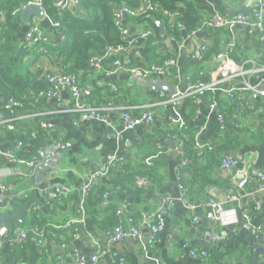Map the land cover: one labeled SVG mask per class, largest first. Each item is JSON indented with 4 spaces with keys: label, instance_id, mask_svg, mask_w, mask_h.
Returning <instances> with one entry per match:
<instances>
[{
    "label": "crops",
    "instance_id": "1",
    "mask_svg": "<svg viewBox=\"0 0 264 264\" xmlns=\"http://www.w3.org/2000/svg\"><path fill=\"white\" fill-rule=\"evenodd\" d=\"M54 1L60 10L66 6L75 13L79 11L75 0ZM189 1L195 4L203 21L214 15L250 14L254 10L261 12L264 18V0ZM35 2L41 3V0L32 1ZM123 25L131 35L142 33L149 27L136 23L128 16L124 17ZM31 27L38 28L41 34L47 36L53 32L55 23L46 15L43 22L33 18ZM24 28L23 25L17 41L26 37L29 30L25 33ZM164 29L165 25L161 30ZM216 32L222 33L220 35L222 39L228 38L227 42L220 43L221 53L204 62L194 60L198 65L189 67L190 56L199 46L210 47ZM183 36V43L165 37V41L158 46V53L164 54L169 51L171 60L168 64L176 67V74L171 76V80L175 82L164 79L174 87L175 92L177 88V91L184 92L189 86L187 82L179 83L176 80L178 73L190 77V85L210 84L215 79L214 72L223 62L220 57L222 54L227 53L232 59L245 62L247 74L244 78L251 84H255L257 78L253 71L264 67L263 45L258 35L249 33L245 27H240L233 33L226 30H204L194 36H188L183 32ZM38 47L44 50L45 45ZM30 54H34V51L32 50ZM39 58L45 70L62 73L54 55L50 54L49 57L40 55ZM97 62L98 59L95 58L94 65ZM138 66L142 64L138 62ZM112 67V63L109 62L103 65L106 71H112ZM136 76L127 72H117L109 77L105 76L97 86L82 88L87 92L90 104L98 106L113 101L120 108L149 109L153 117L150 125L125 129L120 110H113L108 114L117 132L113 133L106 125L94 121L87 115L65 110L69 104L67 97L62 104L51 99L32 101L33 105H27L25 109L18 111L14 119L6 124H0L2 138L0 179L11 191L10 205L6 211L0 210V215L17 214L21 204L36 196L38 202L33 204L34 208L38 209L35 212L33 209L28 212L25 223L30 218L32 222L34 217L38 216L47 225L46 232L42 229L45 232V239L39 258L31 259L30 263L18 261L15 264H75L74 258L69 254V250L73 248L89 261L91 255L105 247L119 224L116 213L121 204L127 203L130 211L136 215L146 214L156 210L164 197H169L173 201V207L165 219L161 232L152 237L146 229L141 242L125 238L112 246V251L123 258L125 264H252L255 251L264 249V237L253 233L255 228L264 226V192L259 191V175L264 173V115L259 108L249 107L250 94L240 89L242 79L222 86L224 90L235 88L234 104L229 112L234 129L229 135H235L239 148L234 152H228L224 157H234L238 165L224 168L215 158L213 160L208 156L200 159L199 166L195 165L198 169L196 171L188 166V162L181 164L178 155L171 153L176 147L184 151L183 143L176 140L177 136L173 134L176 129L171 123L174 107L167 102L168 99L161 97L162 91H154L140 85ZM205 93L208 95H204ZM164 94L173 96L166 92ZM228 98L230 97L224 91L193 92L184 97L178 107L187 125L196 130L195 137L201 151L207 152L227 137L228 128L225 132L221 130L217 114L211 106L213 99L222 102L229 100ZM135 114L140 112L136 111ZM44 124L49 125L51 129H44ZM41 130L47 131L42 148L51 153L50 160L30 167L27 160L12 162L6 158L5 154L13 150L22 137L34 136ZM56 142L70 143L71 147L58 150ZM20 152L21 150L18 151ZM114 154L126 158L125 166L115 172V176L123 173L124 169L138 172L148 168L152 171V177L149 180L145 179L140 186L137 183L127 184L123 189L117 190L116 186L111 185L107 189L110 195L108 198H105L106 194L104 195V204L97 208L98 215L89 226L88 220L91 215L88 213L89 208L86 207L88 202L86 199V221L75 226L78 232L75 233L73 228H67L66 224L82 219L78 208L81 189L93 173H102L105 170L108 157ZM177 169L181 172L182 181L185 180L187 183V199L196 205L194 213L187 209L182 192L178 188ZM242 177L249 178L247 192L254 195H243L240 202H227L226 210H234L237 221L232 225H221L216 221L213 209L206 203L212 193H217L220 200H226L229 191ZM205 180L209 181L208 186H205ZM55 188L65 189L64 196L59 202L54 203L49 211H43L41 207L44 205L40 201L46 200L45 193ZM93 202L94 198L90 201L92 207ZM113 213L118 222L112 228L108 218L114 216ZM194 217L198 220L195 221ZM123 221L124 225L129 227L126 217ZM15 227L27 230L30 234L38 225L29 223L22 227L16 224ZM78 228L84 230L80 235ZM216 235L219 236L218 242L213 241ZM191 250L205 251L209 257L207 259L193 257ZM0 264H10L9 258L3 253L0 254ZM97 264H112V260L106 255ZM258 264H264V252L259 253Z\"/></svg>",
    "mask_w": 264,
    "mask_h": 264
},
{
    "label": "trees",
    "instance_id": "2",
    "mask_svg": "<svg viewBox=\"0 0 264 264\" xmlns=\"http://www.w3.org/2000/svg\"><path fill=\"white\" fill-rule=\"evenodd\" d=\"M32 1L0 0V110L2 112H4V106L8 99H25L26 103L32 102L37 99L41 91L51 87L48 82V76L54 73L43 68L44 65L39 58L40 55L46 57H49L50 54L54 55L57 62H59L62 73L75 75L81 87L97 86L105 78L106 74L97 72L94 59L101 60L102 65L107 62L113 64L116 60L113 55L104 59L108 48L116 45H129L134 40H137L138 46L136 50L140 53L141 59L140 61H135L134 64L137 65L139 62V64L144 66L152 64L163 66L168 72L167 80L175 82L171 80V76H174L177 70L174 65L168 64V61L171 60L169 51L164 54L158 53L159 44L157 42L160 41L161 33L164 32L167 37L174 39L176 42H182L184 39L183 32L191 35L193 32L200 30L204 23L195 4L189 0H150L151 4L159 7L158 11L142 14L137 22L140 25H148V28L154 30L155 36L146 39L139 36L126 38L115 25L114 13L124 5L132 10H143L142 0H75L79 8L77 13L69 7L60 10L55 5L54 0H41L42 8L57 26L54 27L52 33L47 35L49 43L45 45L44 51H40L38 45L27 41L26 38L21 41L16 40L23 29L19 13L30 5ZM166 14L174 15L175 20L171 21ZM156 22H164L165 29L161 30ZM221 34V32H216L212 45L208 47L205 53V60L221 53L220 43L228 41V38L222 39L220 37ZM224 34L226 35V33ZM32 50L34 54H30ZM189 61L191 62L189 67L198 65L191 57ZM204 95L208 94L205 93ZM228 99L230 101L222 100V102L221 100L213 99L218 104L220 112L225 116L228 135L207 152L199 149L195 137L196 130L189 127V125L181 132L178 129L173 131V134L183 143V155L186 161L188 160V166L190 165L196 171L198 169L195 165L198 164L199 166L201 158L211 156L221 166L226 158L224 156L228 152H234L239 148L238 139L235 135H229L234 129L231 125L229 113L234 100ZM248 105L257 109L264 107L263 103ZM46 132L41 130L34 136L22 137L20 142L23 146L14 152L16 161H30L33 159L37 155V151L42 149ZM1 141L2 138L0 137ZM20 150L21 152L18 153ZM178 159H181L182 164L183 158L178 155ZM149 171L148 168L145 171L138 172L124 169V172L119 176L111 174L109 179L103 180L91 189L87 197L88 202L86 203V207L89 208L88 213L91 215L88 220V226L98 215L97 208L102 207L104 204V195L109 194L107 189L111 185L116 186L115 189L119 190L123 189L127 184H135L138 180H149L152 177V171ZM208 184L209 181L205 180V186H208ZM183 185L185 188L187 187L185 180ZM93 198L94 202L92 205L94 207L90 203ZM40 202L49 211L52 203H48L49 201L45 199ZM113 215L108 218L112 228L118 222L115 213ZM29 223H37L38 227L46 232L47 225L38 216H35L32 222L31 218L26 220V223L21 226L25 227ZM74 227H72L73 231L78 233L76 227ZM78 229L79 235L84 232L83 228ZM34 238L35 234L31 232L27 241L16 247L6 246L0 249V254L3 253L7 256L10 264H15L18 261L30 263L32 262L31 259L39 258L40 252H42L41 247L33 240Z\"/></svg>",
    "mask_w": 264,
    "mask_h": 264
},
{
    "label": "built area",
    "instance_id": "3",
    "mask_svg": "<svg viewBox=\"0 0 264 264\" xmlns=\"http://www.w3.org/2000/svg\"><path fill=\"white\" fill-rule=\"evenodd\" d=\"M41 4V3H39ZM77 4V2H76ZM143 10H132L128 6L124 5L123 7L117 9L114 13V21L115 25L121 30L122 35L126 38H134L135 36H139L141 38H150L154 37V30L150 28H145L142 33L131 35L128 33L127 29L124 28L123 19L125 16L130 17L136 23L142 14L146 13H155L158 11L159 7L157 5L151 4L150 0L143 1ZM66 6L62 7V10L65 9ZM166 16L171 20H175L174 15L166 14ZM57 26V24H55ZM146 27V25H142ZM240 27H245L248 29L249 33L258 35L264 50V18L261 12L252 11L250 14L245 13H237L234 15H214L211 18H208L204 21L200 30L193 32L191 35L194 36L196 33L209 30V31H221L226 30L230 33H233ZM164 32L161 33L160 41L157 44H162L165 41ZM26 40L40 45H46L49 43L48 36L45 34H41L38 28L31 27L26 34ZM184 42V41H183ZM182 42V43H183ZM182 45V44H181ZM180 45V46H181ZM138 46V41L134 40L129 45H116L110 46L107 50L104 59L108 58V56H114L116 60L112 64V71H106L101 64V60L98 59L95 67L98 72H104L107 77L116 74L117 72H127L133 76L140 75L144 80H164L168 77V72L163 66L152 64L150 66H138V64H134L135 61H140L141 55L136 50ZM208 45L199 46L198 50L192 54L190 57L193 60L198 62L205 61V53L207 52ZM40 50V48H39ZM44 51V50H40ZM223 59L222 64L217 68L214 72L215 79L207 85L196 84L190 85L191 78L187 76H183L180 73L176 75V80L179 83H185L189 85L187 90L184 92L177 91L173 96H167L166 94L161 93V97L164 99H168L167 102L174 107V117L172 119V125L178 129L179 132L183 131L187 128V121L185 117H183L178 107L182 103L184 97L189 96L193 92H216V91H224L226 95H228L231 99L234 98L235 88H229L227 90L222 89V86L225 84H231L234 80L242 79L240 82V89L244 92H248L250 94V104L254 103H263L264 104V67L259 69H255L253 73L256 74V82L255 84H251L244 77L247 74L245 70V62L236 61L229 57L226 54L220 55ZM48 82L50 84V88L44 91H41L34 101L42 100V99H51L60 104L65 102L64 93H67V100H69L68 107L65 110H69L72 113L78 115H87L94 121L100 122L111 130L113 133H117L114 127V124L110 122L108 114L113 110H120L122 121L125 129H133L140 125H150L153 122V117L149 113V109H145L143 107H131V108H120L116 106L113 101H108L102 105L90 104L88 101L87 92L85 89L81 87L77 77L75 75H66L63 73H54L48 76ZM89 94V92H88ZM23 100L10 98L5 103L4 112L0 110V124H6L11 119H14L16 113L26 108L27 105H33L32 102L26 103ZM211 108L215 110L217 114V119L221 125V130L225 132L227 130L226 120L224 114H222L219 110V106L217 103L213 102ZM143 110V111H141ZM140 112V114H135V112ZM259 111L264 115V107H260ZM44 129H51V127L47 124L43 125ZM176 140H180L176 137ZM181 141V140H180ZM23 146L21 142H18L13 150L5 154L6 158L11 160L12 162H16L14 157V152L16 149H19ZM56 147L58 150H66L71 147L70 143L56 142ZM171 153H176L177 155L183 156V151L176 147L171 150ZM52 158L51 153H48L43 148L37 151V155L27 162V165L30 167L38 166L44 160H50ZM186 159H183V164L186 163ZM126 163V158L121 155H111L108 157L105 170L101 172H95L90 177L89 181L82 187L81 189V197L78 203L79 213L82 216L80 221H70L66 224L67 228H72L76 225L83 224L86 221L87 212H86V199L91 189L96 187L105 179H109L111 174H115L122 170ZM238 165V161L234 157H226L222 162V167L224 168H232ZM177 182L178 188L181 190L182 195L184 197V202L189 211L195 212L196 205L191 203L187 198L186 188L183 185L181 172L177 169ZM137 185L140 186L144 183V180H138ZM250 184V180L248 177H242L235 185V187L229 191L228 198L226 200H220L217 193H212L210 198L207 201V205L213 209L216 215V221L221 225H232L235 224L237 219L234 213V210L228 211L225 206L227 202H240L243 198V195H254V193H248L247 187ZM259 191L264 192V173L259 175ZM10 188L0 179V210L6 211L11 201V193ZM65 194V189L55 188L49 190L45 193L46 200L48 203H57L61 200L62 196ZM110 194H106L105 198H108ZM173 201L169 197H164L160 200L159 206L156 210L144 214H134L130 211L127 203H123L117 209V217L119 218V224L116 226L114 231L109 237L105 247L101 250L96 251L91 257L86 259L85 256H82L78 253L76 249L69 250V254L75 260V264H97L101 259H103L106 255L112 260V264H125L124 259L119 257V255L112 251V246L119 241L125 238H131L135 241H142L144 230L148 229L151 236L155 237L159 232L164 229L165 219L172 211ZM38 209V208H37ZM37 209L33 208V211H37ZM126 217L127 223L129 227L124 225L123 218ZM194 220L197 221L198 218L194 217ZM35 234V238L33 239L36 244L40 247L44 246L45 232L41 228L37 227L33 230ZM253 233L255 235H262L264 237V226L255 228ZM29 238V232L27 230H23L22 228L15 227L12 231H1L0 232V249H3L6 246L16 247L21 243L27 241ZM219 236H214L213 241L218 242ZM188 247V246H186ZM191 255L196 258L207 259L209 254L205 251H190Z\"/></svg>",
    "mask_w": 264,
    "mask_h": 264
},
{
    "label": "water",
    "instance_id": "4",
    "mask_svg": "<svg viewBox=\"0 0 264 264\" xmlns=\"http://www.w3.org/2000/svg\"><path fill=\"white\" fill-rule=\"evenodd\" d=\"M46 15H47L46 11L37 2L31 3L30 5L25 7L20 13V21L25 27L24 28L25 33H27V31L29 30L33 18H36L37 20L43 22L46 19ZM157 24L158 26L161 27V29L164 28V23L157 22ZM136 80L139 81L140 85H144L145 87L151 88L154 91H162L169 93L170 95L175 94L174 87L171 84L167 83L165 80H160V81H157L155 79L144 80L140 75L136 76ZM64 97L66 98L67 95L64 94ZM34 202H38L36 196L28 200L26 203L21 204L20 210L17 214L0 215V232L6 230L12 231L15 228L16 224L24 225L25 218L28 215V212H30V210H32L35 207V205L33 204ZM41 209L45 211L46 207L43 206L41 207ZM260 252H264V249H257L255 251L252 264H258V257Z\"/></svg>",
    "mask_w": 264,
    "mask_h": 264
},
{
    "label": "rangeland",
    "instance_id": "5",
    "mask_svg": "<svg viewBox=\"0 0 264 264\" xmlns=\"http://www.w3.org/2000/svg\"><path fill=\"white\" fill-rule=\"evenodd\" d=\"M232 56H234V54Z\"/></svg>",
    "mask_w": 264,
    "mask_h": 264
}]
</instances>
